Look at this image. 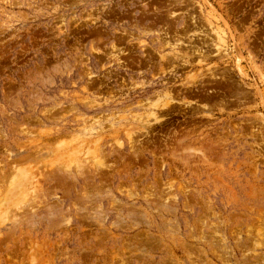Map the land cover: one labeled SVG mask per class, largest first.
<instances>
[{"label":"rangeland","instance_id":"rangeland-1","mask_svg":"<svg viewBox=\"0 0 264 264\" xmlns=\"http://www.w3.org/2000/svg\"><path fill=\"white\" fill-rule=\"evenodd\" d=\"M0 264H264V0H0Z\"/></svg>","mask_w":264,"mask_h":264},{"label":"bare ground","instance_id":"bare-ground-1","mask_svg":"<svg viewBox=\"0 0 264 264\" xmlns=\"http://www.w3.org/2000/svg\"><path fill=\"white\" fill-rule=\"evenodd\" d=\"M169 96H170V95H169ZM77 168H78V167H77ZM65 169H67V167H66ZM68 169L70 170V166H69ZM63 170H64V169H63ZM64 171H65V170H64ZM65 172H66V171H65ZM66 173H67V172H66ZM71 173H72V172H71ZM18 175H19V174H18ZM30 175H31V174H29V176H30ZM22 176H23V175H21V176L19 175L20 180H21ZM26 176H28V174H27ZM26 176H25V177H26ZM31 176H32V175H31ZM70 176H71V175H70ZM32 177H33V176H32ZM74 177H75V176H74ZM30 178H31V177H29V179H30ZM75 179H78V178L75 177ZM23 180L26 181V180H28V179H27V177H26V178L23 179ZM24 181H21V182H24ZM32 181H33V180H32ZM26 182H27V181H26ZM34 182H35V181L32 182V184H33L32 186H33V187H35ZM19 183H20V182H19ZM35 183H36V182H35Z\"/></svg>","mask_w":264,"mask_h":264}]
</instances>
